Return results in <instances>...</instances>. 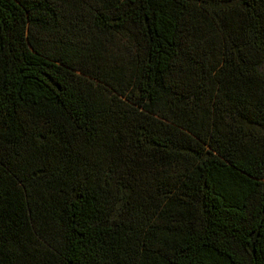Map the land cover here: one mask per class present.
Returning <instances> with one entry per match:
<instances>
[{
	"label": "trees",
	"instance_id": "trees-1",
	"mask_svg": "<svg viewBox=\"0 0 264 264\" xmlns=\"http://www.w3.org/2000/svg\"><path fill=\"white\" fill-rule=\"evenodd\" d=\"M0 264H264V0H0Z\"/></svg>",
	"mask_w": 264,
	"mask_h": 264
}]
</instances>
